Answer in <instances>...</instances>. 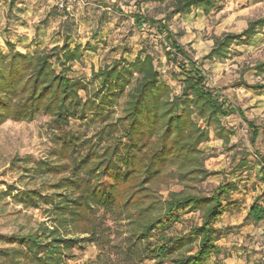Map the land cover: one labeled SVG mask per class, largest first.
<instances>
[{"label": "trees", "instance_id": "trees-1", "mask_svg": "<svg viewBox=\"0 0 264 264\" xmlns=\"http://www.w3.org/2000/svg\"><path fill=\"white\" fill-rule=\"evenodd\" d=\"M0 1L7 3L9 9L15 2ZM227 1L172 0V14L201 10L207 16L221 10ZM76 9L70 14L60 13L71 16ZM134 18L154 27L160 36L166 60L178 68L181 77L179 95H173L169 85L161 81L153 56L144 50L131 62L116 60L93 71L91 80L84 83L68 74L83 53L90 51L87 45L71 48L66 37L61 46L21 53L5 41L7 53H0V125L7 120L30 122L42 114L50 117L55 129L62 130L71 120L83 121L88 112L103 123L96 141L74 135L62 138L63 158L70 164L54 165L44 160L23 168L24 176L32 179L65 171L69 174L51 186V195L36 189L14 190L12 199L23 208L47 207L54 228L41 226L28 235H0V243L10 246L0 249L3 264H67L70 251L84 242H93L96 235L93 227L89 240L69 239L62 231L66 233L82 222L97 223V212L115 210L126 214L131 236L142 243L155 264H205L211 256L219 255L216 221L235 203L230 201V194L237 190L235 185L224 183L207 196L170 192L164 201L157 199L152 189L170 171L177 183L202 182L210 176L199 147L209 140L210 127L221 138H229L220 118L230 116L236 109L218 103L202 65L189 57L164 20H147L139 15ZM263 29L264 18H260L251 21L240 34L215 39L203 60H225L233 44H246ZM255 70L263 74L264 63ZM250 88L264 90V84ZM81 92L86 93L85 100L80 97ZM121 102L122 115L114 118V109ZM247 126L254 145L259 131L251 122ZM105 139L108 143L98 148ZM255 156L253 166L264 181V157ZM22 163L26 165V159L17 161ZM247 165L243 159L236 168L242 170ZM176 212L198 213L201 223L184 236L167 235L162 231L170 229L174 222L170 217ZM163 218L166 220L161 222ZM245 221L254 225L264 221V197L253 200ZM194 247L195 252H191Z\"/></svg>", "mask_w": 264, "mask_h": 264}, {"label": "rangeland", "instance_id": "rangeland-1", "mask_svg": "<svg viewBox=\"0 0 264 264\" xmlns=\"http://www.w3.org/2000/svg\"><path fill=\"white\" fill-rule=\"evenodd\" d=\"M171 1L105 0L93 7L77 8L71 16L56 11L54 0H15L11 9L0 1V53H7L6 40L14 44L18 52L35 53L61 46L69 37L71 48L77 44L87 45L90 51L83 53L81 61L72 65L68 76L88 83L93 71L116 60L131 62L144 50L153 56L161 81L169 85L173 95H179L178 68L166 60L155 28L138 21L134 15L147 20H164L189 57L202 65L210 89L218 96V103H225L236 111L220 118V125L229 138H221L210 127L209 140L199 147L204 168L210 176L202 182L177 183L170 171L152 191L157 199L164 201L170 192L207 196L224 183L235 185L237 190L230 194V201L235 203L216 221L219 255L211 256L205 264L216 261L220 264H261L264 221L254 225L246 222L245 217L253 200L264 197V181L258 168L253 166L255 154L264 157V90L250 88L264 84V73L258 74L255 70L257 65L264 63V29L246 44H233L223 61L203 58L213 48L215 39L225 34H240L251 21L264 18V0H228L221 10L207 16L201 10L173 15ZM80 97L85 100L87 95L81 92ZM121 115L122 102L114 109L113 117ZM248 122L259 131L254 145L250 143ZM102 123L101 118L88 112L83 121L71 120L62 130L55 129L50 117L42 114H37L30 122L7 120L0 125V235H28L41 226L54 228L47 207L25 209L12 199V195L14 190L25 189L51 195L54 193L51 186L69 171L32 179L24 176L23 168L44 160L54 165L70 164L63 158L62 138L74 135L96 141ZM106 143L105 139L98 148ZM21 159H26V165L17 164ZM243 159L248 165L237 169ZM95 216L99 219L97 223L82 222L66 233L62 231L66 238L89 240L93 227L96 235L93 242H84L71 250L67 264H155L143 250L142 243L131 236L127 216L122 210L106 214L99 211ZM170 218L174 219L170 229L162 231L167 235L184 236L191 227L201 223L198 213L176 212ZM7 247L10 246L0 243V249ZM195 250L196 247L191 252Z\"/></svg>", "mask_w": 264, "mask_h": 264}, {"label": "built area", "instance_id": "built-area-1", "mask_svg": "<svg viewBox=\"0 0 264 264\" xmlns=\"http://www.w3.org/2000/svg\"><path fill=\"white\" fill-rule=\"evenodd\" d=\"M55 7L63 13L70 14L76 8H84L90 5H96L105 0H54ZM260 262L264 264V246L261 247Z\"/></svg>", "mask_w": 264, "mask_h": 264}]
</instances>
